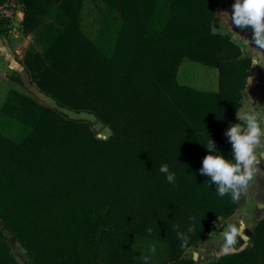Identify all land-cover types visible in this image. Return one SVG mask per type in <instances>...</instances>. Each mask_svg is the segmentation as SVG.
<instances>
[{
    "label": "trees",
    "instance_id": "1",
    "mask_svg": "<svg viewBox=\"0 0 264 264\" xmlns=\"http://www.w3.org/2000/svg\"><path fill=\"white\" fill-rule=\"evenodd\" d=\"M19 3L18 34L0 29L7 38L31 37L20 64L54 106L9 75L0 101L4 229L30 264H143V256L149 264H196L187 252L243 201L218 197L199 173L206 155L232 159L225 132L251 69L215 29L219 0ZM185 60L215 69L217 90L180 84ZM63 111L92 116L110 136L96 138L89 121ZM175 225L189 236L184 249ZM0 264H19L2 230ZM208 264H264V217L246 247Z\"/></svg>",
    "mask_w": 264,
    "mask_h": 264
},
{
    "label": "clouds",
    "instance_id": "2",
    "mask_svg": "<svg viewBox=\"0 0 264 264\" xmlns=\"http://www.w3.org/2000/svg\"><path fill=\"white\" fill-rule=\"evenodd\" d=\"M231 21V24L246 30L249 27L252 30L251 39L261 49H264V0H235L232 4L231 14L222 12ZM226 21V22H227ZM254 64L256 62L254 61ZM237 119L242 121L228 128L225 135L231 144V160H226L220 154L206 155L202 160V167L199 169L201 175L207 176L209 182L215 184V190L218 197L223 198L228 195L232 203H237L242 194L246 193L249 183L254 174L260 171L259 165L264 162V128L261 126L260 115L255 110L236 113ZM209 153L216 151L214 141L209 139L207 146H204ZM159 172L165 175L166 181L170 184L175 183V173L169 170L167 164L159 167ZM190 219H194L191 218ZM179 225H175L177 237L181 241L180 247L186 248L189 243V236L179 231ZM245 225L241 222L239 225L231 224L223 233L224 243L222 252L229 254L236 249L237 238L246 241ZM195 229L188 227L191 233ZM149 235L152 229H147ZM151 254H155V246L149 248ZM143 264H149V256L142 257Z\"/></svg>",
    "mask_w": 264,
    "mask_h": 264
},
{
    "label": "crops",
    "instance_id": "3",
    "mask_svg": "<svg viewBox=\"0 0 264 264\" xmlns=\"http://www.w3.org/2000/svg\"><path fill=\"white\" fill-rule=\"evenodd\" d=\"M235 0H219V5L216 9V21L215 29L217 32L227 34L231 37V40L239 46L244 56L251 59L250 74L247 79L245 89L243 92L240 108L236 113H242L243 111L255 110L264 115V49L259 48L254 41H252V30L249 27L246 30L231 24V21H227V18L220 15L222 12L231 14L232 4ZM23 14L19 15V23H21ZM227 21V22H226ZM31 42L30 36H24L22 38H7L0 29V90L5 91L8 87V77L11 73H17L22 80L27 79V76L20 64V60L23 56V52L28 44ZM254 61L256 64H254ZM212 69V68H211ZM178 80V79H177ZM208 81H203L202 85L191 86L196 89L215 91L217 90V71L213 69L212 76ZM184 85V84H182ZM190 86V85H189ZM201 86V87H199ZM260 120H264V117L260 116ZM234 123H241L237 119V115L234 116ZM264 128V126H262ZM228 129V128H227ZM264 171V170H263ZM248 199H245L244 203L239 206L236 212L221 225L222 228L212 238L205 239L198 245L197 248L189 250L192 252V259L194 255H197L196 260L200 263V260H205L212 253H216V256L222 253V245L224 243L223 233L227 230L231 224L239 225L241 222L245 225V235L247 240L250 237L253 227L256 223L264 217V172L260 170L254 174L252 181L249 183ZM246 240V241H247ZM241 238H237V244L233 247L237 250L244 248V244L247 242ZM204 245H209L207 253H201L200 248ZM246 246V245H245ZM205 257V258H204Z\"/></svg>",
    "mask_w": 264,
    "mask_h": 264
},
{
    "label": "rangeland",
    "instance_id": "4",
    "mask_svg": "<svg viewBox=\"0 0 264 264\" xmlns=\"http://www.w3.org/2000/svg\"><path fill=\"white\" fill-rule=\"evenodd\" d=\"M212 72H213V69H211V68L205 67V66H203L201 64H198V63H195V62H191V61L185 60V61L182 62V64L178 68L177 79H178V82L180 84H184V85H190V86L202 85L201 83L203 81H208L209 82V80H207V78L208 79L211 78ZM23 83H24L25 89L30 94H32L33 96H35L43 104H45L47 106H51V107L54 106L53 101L51 99L43 96L41 93H39L38 90L35 88V86L32 85L27 79H24L23 80ZM199 87H201V86H199ZM5 92H6V90L3 91V92H1V90H0V101L3 98ZM63 112L69 118H75V119L76 118H79V119H84V120L89 121L90 124H92V127H93V130L95 132L96 138L101 139V140H106L110 136L109 129L106 128L105 126H103L101 123L97 122L92 116H90L88 114H84V113L75 114V113H72L70 111H63ZM260 116L261 117H264V115H263L262 112H260ZM261 126H264V120L261 121ZM262 143H264V138H262ZM259 168H260V170L263 173L264 172L263 171L264 170V162H262L259 165ZM248 189H250V188H248ZM248 189H247L246 193L243 194V201L241 202L240 205H242L244 203L245 199H248V195H249L248 194V192H249ZM224 221L225 220H216L211 225L210 231H209V234H208V237L209 238H212L213 239V236H215L216 233L222 228L221 225L224 224ZM0 230H2L3 233L5 234V236L7 238V242L9 244V246H10L11 252H12L13 256L15 257V259L17 260V262L19 264H30L29 259L27 258V256H26L25 252L23 251V249L18 244V242L15 239V237L12 236V235H10L4 229L3 224H2L1 221H0ZM249 236H251V234H249ZM246 242L248 244V240ZM212 243H214V239L212 240ZM247 244H244L243 246L246 247ZM208 246L207 245L202 246L200 248V250H201L200 254L202 252L205 253L207 251V249H209V248L206 249V247H208ZM192 252L193 251H190L188 253L190 259H192V257H191L192 256L191 255ZM216 258H217L216 253L215 254L212 253V256L209 255L207 258H205V260H200V263L197 260H194V262L196 264H208L209 262L215 260Z\"/></svg>",
    "mask_w": 264,
    "mask_h": 264
},
{
    "label": "built area",
    "instance_id": "5",
    "mask_svg": "<svg viewBox=\"0 0 264 264\" xmlns=\"http://www.w3.org/2000/svg\"><path fill=\"white\" fill-rule=\"evenodd\" d=\"M21 14L19 0H0V27H3L8 34H18Z\"/></svg>",
    "mask_w": 264,
    "mask_h": 264
},
{
    "label": "water",
    "instance_id": "6",
    "mask_svg": "<svg viewBox=\"0 0 264 264\" xmlns=\"http://www.w3.org/2000/svg\"><path fill=\"white\" fill-rule=\"evenodd\" d=\"M236 123H234V122H228V124H227V128H230L231 126H233V125H235ZM196 258H197V255L195 254L194 255V258H193V261L194 260H196Z\"/></svg>",
    "mask_w": 264,
    "mask_h": 264
}]
</instances>
